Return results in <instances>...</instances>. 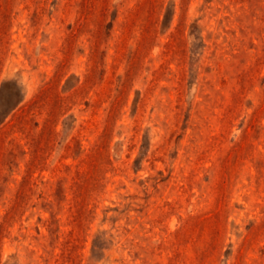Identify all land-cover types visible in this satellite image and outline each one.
Wrapping results in <instances>:
<instances>
[{
    "label": "rangeland",
    "instance_id": "rangeland-1",
    "mask_svg": "<svg viewBox=\"0 0 264 264\" xmlns=\"http://www.w3.org/2000/svg\"><path fill=\"white\" fill-rule=\"evenodd\" d=\"M0 264H264V0H0Z\"/></svg>",
    "mask_w": 264,
    "mask_h": 264
}]
</instances>
